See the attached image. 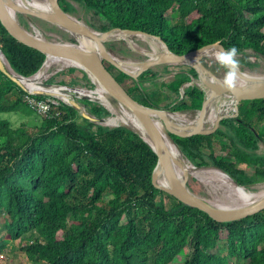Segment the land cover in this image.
<instances>
[{"label": "trees", "instance_id": "trees-1", "mask_svg": "<svg viewBox=\"0 0 264 264\" xmlns=\"http://www.w3.org/2000/svg\"><path fill=\"white\" fill-rule=\"evenodd\" d=\"M75 1L92 10L101 29H141L162 37L178 53L219 41L227 49L235 46L242 59L246 49L264 56V0ZM59 3L73 10L68 0ZM0 48L12 68L25 76L35 73L45 59L1 22ZM203 62L209 66L211 60ZM106 66L122 85L129 79L131 86H123L144 104L167 100L171 109L201 106L203 91L192 86L175 103L188 75L168 81L165 86L172 96H166L164 90L147 92L141 84L155 77V70L140 74L137 83ZM185 67L196 76L192 67ZM28 96L45 98L26 92L0 70V113L34 114ZM86 106L96 116L109 115L103 105L87 100ZM238 109L239 120L224 118L211 134L172 137L195 165L219 166L240 184L263 183L264 152L258 148L264 142V97L242 100ZM76 117L74 107L53 100L40 124L14 127L8 118H0V218L7 239L27 235L31 240L20 248L30 262L230 264L235 257L237 264H264V209L238 220L216 221L152 184L157 155L136 132ZM216 146L228 154H215ZM241 163L251 174L239 167ZM223 238L226 252L221 254L217 245ZM5 246L0 238V250Z\"/></svg>", "mask_w": 264, "mask_h": 264}, {"label": "water", "instance_id": "water-1", "mask_svg": "<svg viewBox=\"0 0 264 264\" xmlns=\"http://www.w3.org/2000/svg\"><path fill=\"white\" fill-rule=\"evenodd\" d=\"M46 2L48 7L41 8L29 3L28 0H21L20 2L17 0H0V22L13 37L45 54L42 65L50 56L68 60L73 63L71 67L83 70L92 83L95 85L99 84L104 89L112 104L126 108L138 119L149 140L127 124H104L102 120L105 116H96L91 113L89 109L88 111L84 104L78 100V98L83 100L93 98L88 94H78L74 86L59 83L54 84L48 81H45L44 85L66 87L65 91L69 94L71 100L66 101L61 99V101L74 107L77 110V114L81 115L83 118L108 127L126 126L146 141L157 155V162L151 174V181L159 190L173 195L186 205L200 209L219 222L238 220L264 209V191L256 198L246 203L227 205L216 204L206 196L193 191L189 186V180L192 176L189 171L183 167V162L179 158L174 157L170 146L171 144L174 145L184 159L186 158L191 161L172 137V134L177 136L211 134L218 128H221L222 119L234 118L239 120L238 105L240 101L264 97V75L249 73L242 70L239 66L240 79L238 87L232 91L226 90L217 83L222 77L218 76L203 62L204 58H211L208 53H212V51L218 49L227 50L219 41L207 43L198 48L178 53L171 50L162 37L158 35L148 33L141 29L121 27H111L103 31H98L83 20L72 15L71 12L64 10L59 0H46ZM19 14L27 17V24L31 29L20 22L18 19ZM33 18L46 20L68 31L75 36L77 42L58 41L54 38L43 36L40 31L39 33L36 31L37 26ZM118 33L121 34L118 35ZM132 35H144L146 37L155 38L161 43L162 48L157 49L152 54H148V56L142 60H131L116 56L107 46V43L110 41L121 39L126 36L130 37ZM82 38L89 40L91 44L84 45L81 41ZM1 55L5 58L7 64ZM199 55L200 59L195 63ZM106 63H109L128 76H131L137 83H140V74L149 69H153L155 66L169 64L188 65L195 70L196 76L191 75L188 81L183 82L179 86L180 97L175 103L179 102L185 94V87L192 86L203 91L201 106L199 108L171 109L170 107L152 103L144 104L134 98L125 89L113 75L112 71L106 66ZM0 70L30 94H50L39 88L34 90L27 89L23 85L22 79L32 77L38 70L29 76L18 73L12 68L1 48ZM227 103H232L233 106L229 111L224 108ZM102 105L110 112L106 105L103 103ZM184 110H190L192 112L187 119L177 116V113ZM252 129L255 130L254 128ZM195 166H214L229 175L237 185L243 187L247 186L240 184L226 170L219 166L212 164ZM179 168H181V170H179ZM161 178L164 179V182H160Z\"/></svg>", "mask_w": 264, "mask_h": 264}, {"label": "rangeland", "instance_id": "rangeland-1", "mask_svg": "<svg viewBox=\"0 0 264 264\" xmlns=\"http://www.w3.org/2000/svg\"><path fill=\"white\" fill-rule=\"evenodd\" d=\"M68 1L73 6V10H71L72 15L83 20L95 30L103 31V29L100 28L101 24L99 20L95 16H93L92 10L88 9L87 7H85L84 5H82L81 3L75 0H68ZM170 14L172 13H169L168 17H170ZM18 19L20 20L21 23H23L24 25L28 26L29 29H31L30 26L27 24V17L25 15L19 14ZM33 19L36 23L37 26L36 28L38 29V33L40 31L43 36H46L48 38H54L58 41L77 42L75 36L69 33L68 31L60 27H57L46 20L40 18H33ZM129 38L133 40L135 44V48L129 46L128 41L125 38L115 39L113 41H110L107 43V46L113 54L123 59L142 60L146 58L148 54L153 53V49L150 47V45L146 41L141 39L139 35H132ZM152 39H154L157 43H160L157 39L155 38ZM245 53H246V55L244 56L245 59H242L241 55L237 56V59L239 60L240 68L252 74L264 75V56L261 54H256V52L251 49H246ZM210 60H211V63L209 65L210 68L218 76L223 77L225 69L221 68L215 62V59L210 58ZM165 66L167 65L155 66L153 70H155L158 74L155 77L150 78L149 80H144L141 82V84L145 87V91L150 92L153 90H161V91L164 90L163 92L165 93L166 96H172V94L167 90L165 84L176 76L188 75L189 77H191L184 64H169L167 67ZM69 68L70 67H66L57 72H54L51 76L47 78L46 81L49 82L50 79H53L52 83L61 84L60 81L65 80V83L63 82L62 84L68 86L86 87L89 89H95L97 87L98 84L95 85L90 80H87L84 77H82L83 73L80 71L81 69L77 68L75 71L70 72ZM111 69L114 71L115 74H117V71L113 67H111ZM131 84L132 83L129 79L127 78L123 79V85L125 87L129 88ZM165 95L163 96L166 97ZM44 96L45 98H49L52 100H61L59 96L56 97V96H52L51 94L49 95L45 94ZM78 100H80L84 104L85 108L88 110V107L86 106L87 100H83L81 98H78ZM89 101H91L92 104L102 105V102H100L99 100L89 99ZM166 101L167 100H162L159 103V105L166 106ZM109 115H111V112H109ZM109 115L105 117H108ZM43 116L44 114L39 111L35 112L30 116H25L16 112L0 113V118H8L14 127H17L22 122H26L29 126L40 124ZM80 117L82 116L77 114L76 118H78L79 121L81 120ZM205 151L209 152L208 149H206ZM258 151L259 153L264 152V142L259 143ZM215 154L219 156H226L228 152L226 149L224 150L223 148L216 146ZM238 165L239 167L243 168L247 174H251L252 169L250 167L246 166L243 163ZM189 184H191V189L193 191L203 196H207V193L204 190L203 186L199 183V181L195 177L193 176L190 177ZM261 184L264 183H255V184L247 185V187L254 188L255 186ZM26 236L27 235L17 240L7 239L6 230L4 227V221L2 218H0V238H2L6 242L5 248L0 250V264H11L14 262H21L22 264H34L28 260L27 256L20 249L25 243L31 241ZM217 250L221 254H224L226 252V241L224 238L223 240L219 241L217 245ZM230 264H237V259L235 257H231Z\"/></svg>", "mask_w": 264, "mask_h": 264}, {"label": "bare ground", "instance_id": "bare-ground-1", "mask_svg": "<svg viewBox=\"0 0 264 264\" xmlns=\"http://www.w3.org/2000/svg\"><path fill=\"white\" fill-rule=\"evenodd\" d=\"M17 1L20 2L21 0ZM28 2L41 8L48 7L46 0H28ZM36 31L38 32L37 28ZM118 35H120V33H118ZM139 36L141 39L146 41L152 49H154L153 53L157 49L162 48L161 43H157L154 39L146 37L144 35ZM123 38L127 39L129 46L135 48V44L131 38L127 36ZM82 41L84 45L91 44L89 40H86L84 38H82ZM216 51L217 50H214L212 51V53H208L212 59H214ZM2 58L6 62L3 56ZM72 64L73 63L68 60L49 56L45 60L42 67L32 77L23 78L22 83L27 89L34 90L36 88H39L50 93L53 96H59L61 99L70 101L71 98L65 91L66 87H58L57 85L46 86L44 85V82L54 72L58 71L59 69L71 67ZM75 89L77 90L78 94H88L91 98L99 100L108 107L111 115L105 117L102 120L104 124H127L134 130L138 131L144 138L149 140V138L146 136V133L143 131L142 125L140 124L138 119L126 108L112 104L111 101H109L106 92L99 84L95 89H89L86 87H75ZM232 107V103H227L224 108L225 110L229 111ZM191 113L192 112L190 110H184L177 113V116L187 119L190 117ZM170 146L174 157L179 158L183 162V167L186 168L189 171L190 175L195 177L203 186L204 190L207 193L206 197L216 204H243L256 198L264 191V184L257 185L254 188L239 186L229 175L214 166L197 167L191 161L187 160L186 158L184 159L174 145L171 144ZM179 170H181V168H179ZM160 182H164V179L161 178Z\"/></svg>", "mask_w": 264, "mask_h": 264}, {"label": "clouds", "instance_id": "clouds-1", "mask_svg": "<svg viewBox=\"0 0 264 264\" xmlns=\"http://www.w3.org/2000/svg\"><path fill=\"white\" fill-rule=\"evenodd\" d=\"M238 49L235 46L225 50L218 49L215 53V62L223 69H225L224 75L217 83L226 90H234L239 85L240 73H239V60L237 59ZM200 59V55L197 57V63Z\"/></svg>", "mask_w": 264, "mask_h": 264}, {"label": "built area", "instance_id": "built-area-1", "mask_svg": "<svg viewBox=\"0 0 264 264\" xmlns=\"http://www.w3.org/2000/svg\"><path fill=\"white\" fill-rule=\"evenodd\" d=\"M27 100L32 107H34L37 111L43 113L44 116L48 115L49 102L53 101L49 98L37 99L30 96H28Z\"/></svg>", "mask_w": 264, "mask_h": 264}, {"label": "flooded vegetation", "instance_id": "flooded-vegetation-1", "mask_svg": "<svg viewBox=\"0 0 264 264\" xmlns=\"http://www.w3.org/2000/svg\"><path fill=\"white\" fill-rule=\"evenodd\" d=\"M210 67V66H209Z\"/></svg>", "mask_w": 264, "mask_h": 264}]
</instances>
